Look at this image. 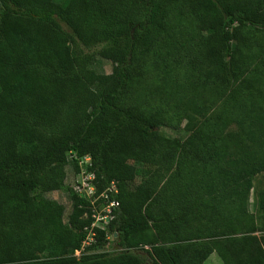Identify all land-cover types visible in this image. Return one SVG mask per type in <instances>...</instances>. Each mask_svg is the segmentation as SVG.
<instances>
[{
  "label": "trees",
  "instance_id": "obj_1",
  "mask_svg": "<svg viewBox=\"0 0 264 264\" xmlns=\"http://www.w3.org/2000/svg\"><path fill=\"white\" fill-rule=\"evenodd\" d=\"M172 8L207 33L203 60L222 86L250 89L242 65L256 59L248 27L264 30V0H0V264H204L212 253L223 264H264V240L251 235L244 205L264 159L232 173L216 165L205 185L212 209L192 205L152 223L143 212L151 190L131 186L129 161L153 154L162 118L122 101L138 53L167 33ZM96 57L113 64L110 76L92 70ZM85 157L95 194L114 182L119 210L76 259L92 205L68 188L64 224L63 207L44 194L64 189L66 166L78 174ZM229 188L239 201L225 217L226 195L213 194ZM109 236L117 250L96 252Z\"/></svg>",
  "mask_w": 264,
  "mask_h": 264
},
{
  "label": "rangeland",
  "instance_id": "obj_2",
  "mask_svg": "<svg viewBox=\"0 0 264 264\" xmlns=\"http://www.w3.org/2000/svg\"><path fill=\"white\" fill-rule=\"evenodd\" d=\"M169 23L165 35L152 42L148 50L138 53L137 73L122 101L123 106L136 113L157 114L162 118L153 154L129 161L134 172L131 186L141 185L152 192L143 209L150 223L162 217H174L178 210L192 205L212 209L205 185L215 179L216 165L232 173L239 168L251 169L254 163L264 159V121L258 120L264 119V93L261 94L264 92V30L248 27L256 59L243 63L242 71L243 77L249 79L250 89L238 83L225 88L214 69L203 60L207 33L200 31L197 20L186 9L172 8ZM113 67L111 62L99 57L91 66L102 76H110ZM233 95L236 102L231 101ZM65 170L64 189L44 195L63 207L62 221L67 224L71 209L67 189L71 190L80 177H76L72 165ZM251 185L244 203L246 214L251 218V229L255 230L251 235L264 240L261 208L264 171L251 177ZM231 190L213 194L216 198L226 195L227 200L224 198L220 204L225 217L234 215L239 201L235 193L231 195ZM197 226L198 222L192 227ZM149 238L154 240L155 236L151 234ZM116 250L109 236L96 252ZM73 257L80 256L74 252ZM209 257L204 264H223L216 253Z\"/></svg>",
  "mask_w": 264,
  "mask_h": 264
},
{
  "label": "built area",
  "instance_id": "obj_3",
  "mask_svg": "<svg viewBox=\"0 0 264 264\" xmlns=\"http://www.w3.org/2000/svg\"><path fill=\"white\" fill-rule=\"evenodd\" d=\"M69 159H76L75 154L70 153ZM90 162L91 160L89 157H85L83 160H77L80 172L76 177H80V180L76 181L74 187L72 186V190L76 194L84 196L92 205V223L90 227L86 229L87 234L80 249L75 251V255L77 256H80L87 248L96 243L97 235L94 229L105 230V227L116 218L119 210V202L114 199L117 194V188L114 182H112L107 190L99 196L95 194V187L92 183L94 176L85 171L90 166ZM106 239L108 240L109 237Z\"/></svg>",
  "mask_w": 264,
  "mask_h": 264
},
{
  "label": "crops",
  "instance_id": "obj_4",
  "mask_svg": "<svg viewBox=\"0 0 264 264\" xmlns=\"http://www.w3.org/2000/svg\"><path fill=\"white\" fill-rule=\"evenodd\" d=\"M210 258V257H209Z\"/></svg>",
  "mask_w": 264,
  "mask_h": 264
}]
</instances>
